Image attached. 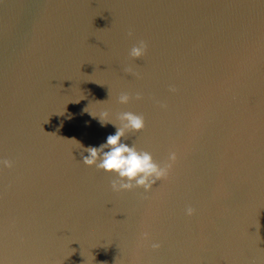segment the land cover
Here are the masks:
<instances>
[{"label":"water","instance_id":"water-1","mask_svg":"<svg viewBox=\"0 0 264 264\" xmlns=\"http://www.w3.org/2000/svg\"><path fill=\"white\" fill-rule=\"evenodd\" d=\"M104 111L176 153L151 191L83 164ZM5 159L0 264H264V0H0Z\"/></svg>","mask_w":264,"mask_h":264},{"label":"clouds","instance_id":"clouds-1","mask_svg":"<svg viewBox=\"0 0 264 264\" xmlns=\"http://www.w3.org/2000/svg\"><path fill=\"white\" fill-rule=\"evenodd\" d=\"M131 35L132 33L129 32V36ZM146 51L147 44L141 40L131 47L129 56L133 59H139L146 54ZM126 71L131 73L132 69L128 68ZM170 91H175V89H170ZM131 99L132 97L128 93H121L117 102L121 105H127ZM135 99L140 100L142 96L137 93ZM162 107L166 106L162 105ZM91 116L93 118L98 117L101 126L112 124L116 128V132L108 135L106 142L99 147L84 148L88 155H82V162L88 167L94 166L98 170L115 175L117 179H114L111 184L113 191H132L136 188H142L145 192H149L158 181L168 178L177 159L174 151L169 153L168 162L162 165L154 160L150 152L138 150L134 144L130 146L125 142L128 133H138L144 130L146 125L143 115L130 111L119 112L115 118L118 123L110 118L108 111L102 112L99 116L92 114ZM77 143L83 147L79 142ZM0 165L10 169L13 167V161L5 159L0 161ZM193 213L194 209L191 207L186 210V214L189 216ZM145 239H147V233H145ZM159 247V243L152 244L153 249Z\"/></svg>","mask_w":264,"mask_h":264}]
</instances>
